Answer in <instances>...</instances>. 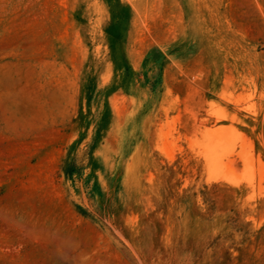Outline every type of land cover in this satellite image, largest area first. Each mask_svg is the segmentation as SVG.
I'll return each instance as SVG.
<instances>
[{"label":"rangeland","instance_id":"obj_1","mask_svg":"<svg viewBox=\"0 0 264 264\" xmlns=\"http://www.w3.org/2000/svg\"><path fill=\"white\" fill-rule=\"evenodd\" d=\"M0 264H264V0H0Z\"/></svg>","mask_w":264,"mask_h":264}]
</instances>
